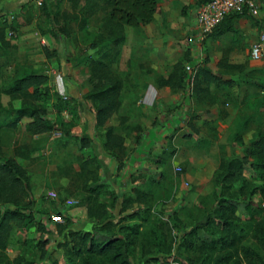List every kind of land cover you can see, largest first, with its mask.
<instances>
[{"label": "rangeland", "instance_id": "1", "mask_svg": "<svg viewBox=\"0 0 264 264\" xmlns=\"http://www.w3.org/2000/svg\"><path fill=\"white\" fill-rule=\"evenodd\" d=\"M202 4L191 3L185 14L181 13L183 8L172 7L168 15H165L166 9L161 6L152 23L137 28L127 26L126 39L118 49L114 61V68L125 81L123 107L120 114L110 121L126 136L127 154L124 166L119 169V162L103 147L104 130L97 128L95 108L86 97L91 86L81 76L86 67L80 60L86 56H97L98 51L84 43L82 24L86 25L89 32L98 33L103 13L86 17L81 12L78 13L71 0H0V26L5 25L6 36L13 43L3 57L7 63L4 80H10L14 74L24 72L19 71L21 66L47 73L52 93L56 94L50 100L53 110L48 117L57 119L54 103L61 99L64 101L62 118L75 123L70 131L58 129L32 136L24 131L27 118L20 122L19 128L11 131L4 125V121L11 117L0 112V136L4 150L2 158L12 155L18 144L39 141L43 145L28 159L17 158L28 170V197L34 203L37 220H42L51 230L43 232L34 226L27 233L14 228L6 249L11 259L24 251L27 237H51V257L45 262L40 261L39 252L34 250L33 245H26L39 264H51L53 258L59 259L63 264L64 248L59 245L63 236L57 232L56 225L65 223L67 217H70L71 227L83 231L92 229L93 220L80 200L78 188L81 180L77 173L80 171V161L94 156L99 158L98 171L103 180L121 196L144 185L142 174L157 179L148 204L150 210L145 211L147 220L143 224L148 232L156 231L165 235L163 247H170V250L157 254L160 260L156 262L141 260L137 254L134 257L135 263L183 264L182 257L196 258V250H187L182 245L186 234L173 225L172 215L176 212L185 229L204 222L206 210L216 205L218 187L214 172L220 160L242 156L245 147L251 144L258 132L264 131V60L252 58L249 49L254 40L242 37L238 26V31L226 32L222 38L210 35L203 41L191 40V35L196 33L194 23ZM12 14L14 19L10 18ZM73 14H78V19ZM262 15L246 13L237 21L242 17L250 18L258 24L257 31L260 32L264 29V12ZM51 27L54 28L53 31ZM64 27L71 29L70 36L63 33ZM43 31L47 35L42 36ZM238 41L242 42L238 44ZM44 46H48L50 50L57 49L59 54L48 58ZM234 48L245 50L244 63L248 68L244 72L234 70L224 73L226 78L235 77L239 80L238 85L232 88L216 89L214 85L211 86L218 100L216 104L210 105L208 100L200 103L192 94V83H189L185 91H178L182 93L180 102H166V105L161 106L157 99L161 96L159 94L151 102L141 100L144 95L143 81L146 79L155 84L159 76H167L173 64L186 54L191 59L187 65H191L194 71L204 64L206 55L215 62L226 54L229 59ZM236 52L241 54V50ZM192 73L188 69L189 77ZM8 100L9 97L2 96L4 103L7 104ZM23 103L24 100L18 99L14 105L18 107ZM189 121L199 127V132H195ZM165 122L172 126L159 136L149 139L148 149L142 148L138 152L137 149L147 138L150 127L155 129L158 125L166 126ZM188 133L191 134L190 137H187ZM237 135L243 141L237 140ZM86 136L92 137L93 144L81 149L80 139ZM181 155L189 156L193 165L180 161ZM178 166L182 170H178ZM64 172L67 175H63ZM246 177L254 185L262 184L259 175L250 165H247ZM260 198L261 195L257 193L256 199ZM128 212H132V209ZM115 213L114 220L120 219L119 207ZM59 215L62 220H54L53 217ZM239 215L243 220H248L249 216L242 210ZM200 235L205 239V232ZM246 243L253 244L252 238L249 237Z\"/></svg>", "mask_w": 264, "mask_h": 264}, {"label": "trees", "instance_id": "2", "mask_svg": "<svg viewBox=\"0 0 264 264\" xmlns=\"http://www.w3.org/2000/svg\"><path fill=\"white\" fill-rule=\"evenodd\" d=\"M71 1L78 13L81 12L86 17L103 13L98 33L89 32L85 24H82L83 28L81 26L85 34L82 38L84 43L98 50L97 56H86L80 60L86 67L81 76L91 86L86 97L95 108L97 128L104 130L103 147L119 162L118 168L121 169L127 154L126 136L110 121L122 110L125 81L114 68L115 56L126 39L127 26L137 28L155 20L160 10L159 0ZM205 1L197 0V4ZM183 13H187L186 7L183 8ZM72 16H76V19L79 17L78 14ZM241 16V13L228 15L208 36L218 38L226 32L238 31L235 24ZM51 30L54 28L51 27ZM62 31L68 36L71 35L69 27L62 28ZM43 34L47 32L43 31ZM52 34L56 35L54 32ZM12 45L11 39L6 36L5 25L0 26V112L11 117L4 121L7 130L15 131L20 122L27 118L24 131L32 136L44 135L58 129L70 131L75 123L62 118L64 101L59 99V95L58 103H54L57 119L48 117L53 110L50 100L56 94L52 93L47 73L21 66L18 69L24 72L14 74L10 80H4L7 63L3 57ZM44 52L48 58L59 54L57 49L50 50L48 46H44ZM189 60L191 59L188 54L177 60L170 73L159 76L156 84L159 87L169 86L174 92H178L185 91L189 83H192V94L200 103L208 100L210 105L218 102L212 85L216 89H229L239 83L235 77L226 78V71L244 72L248 68L246 63H231L227 54L214 65L210 56L206 55L204 64L196 69L192 82L187 69ZM4 95L9 97L7 104L2 101ZM18 99L24 100V103L16 107L14 102ZM189 125L195 132H199V127L193 121H189ZM190 136L188 133L187 137ZM236 139L243 141L239 135ZM2 144L3 139L0 136V264H39L32 255V250L28 249L31 245L34 250H38L40 261L45 262L51 257V237H27L24 251L14 259L6 253L14 228L29 233L35 226L39 231L51 232L42 220H37L34 203L28 197V170L17 158L28 159L43 145L39 141L18 144L12 155L2 158ZM79 144L81 149L90 147L93 139L90 136L82 137ZM247 165L259 175L261 185H254L248 180ZM98 169L99 158L88 157L80 161V171L77 173L81 180L78 188L80 200L93 220L92 229L83 231L71 227L70 217H67L65 223L56 225L57 232L63 236V241L59 243L64 248L63 264H136L134 257L137 254L139 259L146 262L159 261L160 256L157 257V254L170 250V247H163L165 235L156 231H152L155 232L152 234L143 224L147 220L145 211L150 210L148 204L157 179L142 174L144 185L121 196L103 180ZM63 175H67L66 172ZM214 179L218 187L216 205L206 210L204 222L185 229L176 212L172 215L173 225L186 234L182 245L187 250L197 251L196 258L182 257V263L264 264V131L258 132L251 144L245 147L242 156L222 158L214 172ZM257 193L261 195L258 200ZM118 207L120 219L114 220ZM129 209L132 212L127 213ZM240 210L247 213L248 220L241 218ZM201 232L206 233L205 239L201 237ZM249 237L253 244L246 243ZM51 264L61 263L59 259L53 258Z\"/></svg>", "mask_w": 264, "mask_h": 264}, {"label": "crops", "instance_id": "3", "mask_svg": "<svg viewBox=\"0 0 264 264\" xmlns=\"http://www.w3.org/2000/svg\"><path fill=\"white\" fill-rule=\"evenodd\" d=\"M196 2H197V0H162V1L159 0V6H160V9H161V6H164V8L166 9L165 15H168L169 12L171 11L172 7L174 9L177 8V9H181V10L184 7H186L188 9V5H190L191 3H196ZM263 7H264V5L262 6V8ZM159 12H160V10H159ZM263 12H264V10H261L260 14L262 15ZM158 13H157V15H158ZM181 13H183V10L181 11ZM157 15H156V17H157ZM262 17H263V15H262ZM194 24L196 26V20H195ZM235 25L238 26V28H240L241 36L242 37L245 36L247 40L251 38L252 40L255 41L257 39L259 33H260L259 31H257L258 30V24L254 23L250 18H246V17L243 18L242 17L240 19V21L236 22ZM225 34L226 33L222 34L218 38L224 37ZM44 35H47V34H43L42 33V36H44ZM218 41L219 40H217V42ZM239 42H242V41H238L237 43L239 44ZM236 50H239V51L241 50V54L240 53L238 54L236 52ZM244 51L245 50H242V49H239V48H234V50H232V54L229 56V61L231 63H244V57H245V55H244L245 52ZM249 51H250V49H249ZM218 60H220V59H218ZM218 60L216 62L212 61V63L214 65H216ZM143 84H144L143 85V91H144L143 94L144 95L141 97V100L145 99V102L153 101L158 96V94L161 95V96H159L157 98V99H159L158 102H159V105H161V106H164V105H166L167 103H170V102H180V97H181L182 93H179V92L173 93V90L169 86L159 87V86H157L156 83L154 84V81L147 82L146 79H145V81H143ZM171 92H172V94H171ZM169 94H171V95L168 96ZM163 114L164 113H162L161 115L163 116ZM165 123H166V126L158 125L155 129L150 127L147 138L144 140V143L141 144V146H139V148L137 149L138 152H141L142 148H143V150H144V148L148 149V147L150 146V140L149 139H151L152 137L159 136L160 134L163 133V131L169 129L172 126V124L169 123V122H165ZM179 160L180 161H183V160L187 161V162H189L190 165L191 164L193 165V161H190L191 159H190L189 156L181 155Z\"/></svg>", "mask_w": 264, "mask_h": 264}, {"label": "built area", "instance_id": "4", "mask_svg": "<svg viewBox=\"0 0 264 264\" xmlns=\"http://www.w3.org/2000/svg\"><path fill=\"white\" fill-rule=\"evenodd\" d=\"M264 0H206L197 11L195 35H191V40L203 41L212 33L215 27L232 13L251 15H260ZM14 15L10 18L14 19ZM193 37V38H192ZM250 54L255 60L264 59V29L260 31L257 39L251 46ZM187 69L192 73L191 81L193 82L196 69L193 71L191 65ZM63 90V89H61ZM63 92V91H62ZM178 170L182 167L178 166ZM54 220H62V216H54Z\"/></svg>", "mask_w": 264, "mask_h": 264}]
</instances>
